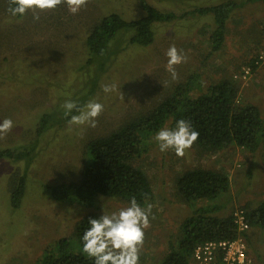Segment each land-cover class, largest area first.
Instances as JSON below:
<instances>
[{
    "label": "rangeland",
    "instance_id": "1",
    "mask_svg": "<svg viewBox=\"0 0 264 264\" xmlns=\"http://www.w3.org/2000/svg\"><path fill=\"white\" fill-rule=\"evenodd\" d=\"M226 1L148 0L178 15ZM234 1L238 7L227 21L221 50L212 51L210 36L216 24L212 13H204L159 24L149 46L131 43V31L120 32L102 56L95 57L85 48L91 26L113 12L137 20L145 15L139 2L89 0L75 15L61 4L54 11L38 13L39 20H34L31 11L22 18L13 17L8 0H0V122L13 121L12 130L0 139V148L17 153L29 148L31 152L30 158L0 160V264H36L48 247L72 235L75 224L87 213L110 215L128 207L124 201L104 196L97 197V206L92 207L57 202L46 187L79 180L90 160L89 142L152 111L191 74H200L205 89L231 80L238 87L237 103L257 105L264 118V0ZM172 45L186 57V62L175 66L176 80L166 69V53ZM104 85H115L116 90L105 93ZM68 100L82 107L90 100L102 103L96 127L70 125L73 114L66 116L62 107ZM46 114L53 117V123L39 134L38 122ZM154 137L148 153L135 161L150 177L154 190V198L143 207L151 204L152 213L139 264H162L169 241L176 242L184 219L200 206L174 196V180L185 170L203 166L228 171L231 187L213 202L220 205L223 216L246 203L255 207L264 199L262 147L251 153L230 145L200 156L192 146L184 157H178L173 150L161 152ZM246 172L256 177L244 185L240 182L247 179ZM21 173L26 176V196L18 214H13L5 197L10 179ZM248 235L255 264H264L262 230L253 226Z\"/></svg>",
    "mask_w": 264,
    "mask_h": 264
},
{
    "label": "trees",
    "instance_id": "2",
    "mask_svg": "<svg viewBox=\"0 0 264 264\" xmlns=\"http://www.w3.org/2000/svg\"><path fill=\"white\" fill-rule=\"evenodd\" d=\"M145 15L137 20H126L118 13H110L95 22L85 37V48L90 55L102 56L112 39L120 32L131 31V43L149 46L155 40L159 24L170 22L190 14L212 13L215 27L211 32L212 51L221 50L226 38L227 21L238 5L228 0L209 7L187 9L182 15L165 12L151 5L148 0H136ZM9 4V0H8ZM10 7V5H9ZM17 18H21L17 16ZM252 70L256 67L252 64ZM238 87L229 79H223L206 89L203 88L199 73H193L179 84L172 95L165 98L152 111L120 126L110 134L95 138L86 146L88 161L83 166L79 180L46 187L49 195L57 202L97 206L99 196L124 201L127 206L132 197L143 208L154 198L150 177L135 161L149 151L150 140L168 125L174 129L180 119L189 121L193 130L199 132L193 144L198 155L214 153L235 145L255 153L260 147L264 156V118L259 107L251 103H237ZM82 107V103L77 105ZM78 112L74 109L73 115ZM69 118V117H68ZM53 117H41L39 134L53 123ZM31 157L29 148L24 153L14 149L0 148V160ZM256 175L246 172L241 184H251ZM174 196L189 203H200L192 214L184 219L181 233L176 242L169 241L167 254L162 264H198L193 254L198 245L208 241L234 240L240 234L235 222V212L243 211L249 226L257 227L264 234V199L255 207L246 203L232 214H219L220 200L231 187V176L227 170L203 166L185 170L177 175ZM26 176L22 173L10 179L6 205L13 214H18L26 196ZM242 189V188H241ZM98 197V198H97ZM207 202L209 204H207ZM224 204L222 203L221 206ZM252 207V208H250ZM103 212L84 215L74 226L72 235L63 237L48 247L36 264H94V260L82 251L81 237L90 227L89 218H98ZM250 256V254L248 253ZM250 258H252L250 256Z\"/></svg>",
    "mask_w": 264,
    "mask_h": 264
},
{
    "label": "clouds",
    "instance_id": "3",
    "mask_svg": "<svg viewBox=\"0 0 264 264\" xmlns=\"http://www.w3.org/2000/svg\"><path fill=\"white\" fill-rule=\"evenodd\" d=\"M88 3L89 0H9L8 11L13 17L19 16L21 18L31 11L33 19L39 20L38 13L54 11L61 4L66 5L69 13L75 15ZM166 55L168 57L166 69L171 74L172 79L176 80L178 74L175 66L186 62V57L175 45L169 47ZM115 90V85L103 86L105 93ZM62 107L66 109V116L74 109L79 113L71 115L68 121L70 125L82 126L87 124L93 128L96 127L97 118L104 110V105L95 100H90L82 108H78L74 101L68 100ZM12 128L13 121L11 119L6 118L0 122V139H4ZM198 138L199 132L193 130L190 122L184 119L178 120L174 129H161L154 137L161 152L173 150L178 157H184L186 151L192 148ZM151 213V204L142 208L137 203L136 198L132 197L129 206L120 209L118 212H113L110 215L102 214L98 218H89L90 227L84 231L81 237L83 253L94 260V264H139L145 230L150 227L149 217ZM250 229L251 226L243 233L248 234ZM242 236L247 243L250 254L249 242L244 235ZM250 256L253 264H255V257L251 254Z\"/></svg>",
    "mask_w": 264,
    "mask_h": 264
},
{
    "label": "built area",
    "instance_id": "4",
    "mask_svg": "<svg viewBox=\"0 0 264 264\" xmlns=\"http://www.w3.org/2000/svg\"><path fill=\"white\" fill-rule=\"evenodd\" d=\"M234 216L240 231H246L249 224L244 212L237 211ZM193 256L198 264H253L242 234L234 240L208 241L198 245Z\"/></svg>",
    "mask_w": 264,
    "mask_h": 264
},
{
    "label": "crops",
    "instance_id": "5",
    "mask_svg": "<svg viewBox=\"0 0 264 264\" xmlns=\"http://www.w3.org/2000/svg\"><path fill=\"white\" fill-rule=\"evenodd\" d=\"M223 54H226L225 52H222ZM224 65V64H223ZM225 66V65H224ZM230 71H231V69H230ZM226 74V73H225ZM229 74H230V72H229Z\"/></svg>",
    "mask_w": 264,
    "mask_h": 264
}]
</instances>
